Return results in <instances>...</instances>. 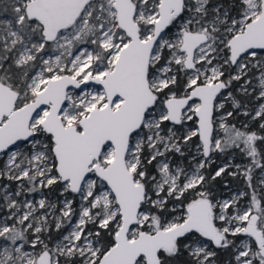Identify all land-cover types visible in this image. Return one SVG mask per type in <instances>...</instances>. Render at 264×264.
Masks as SVG:
<instances>
[{"label":"snow or ice","instance_id":"obj_1","mask_svg":"<svg viewBox=\"0 0 264 264\" xmlns=\"http://www.w3.org/2000/svg\"><path fill=\"white\" fill-rule=\"evenodd\" d=\"M50 47L57 54L46 55ZM261 52L264 0H0V177L19 182L0 195V264H217L215 249L230 250L227 264H264V192L251 176L264 169V135L228 123L233 112L215 116L222 90L243 80L245 96L258 93L243 114L264 132ZM90 81L101 89L68 91ZM193 138L204 159L174 164ZM231 148L252 160L231 173L252 189L245 206L248 193L219 200L201 171ZM25 184L80 197L78 211L63 201L56 230L78 219L53 247L41 236L56 205L17 200Z\"/></svg>","mask_w":264,"mask_h":264},{"label":"rangeland","instance_id":"obj_2","mask_svg":"<svg viewBox=\"0 0 264 264\" xmlns=\"http://www.w3.org/2000/svg\"><path fill=\"white\" fill-rule=\"evenodd\" d=\"M217 3H222V0H209L210 6H214ZM176 30L173 29L172 32L168 33V36H172L173 33ZM57 54L54 50V47H50L48 51L46 52V55L48 56H54ZM261 55L264 56V52H261ZM233 70L231 71L233 74L235 73V67L232 68ZM259 71L257 69H252L250 72V76H258ZM225 79L228 78V74L226 73ZM256 80L253 79V86H256ZM241 84H243L242 81H233L232 84L227 88V90L222 93V95L218 99V103H223L224 108L220 109L216 112V117L219 118L220 116H223L226 112H233V116L228 117L227 122L230 124L235 125L237 128H240L243 130V126L247 125L248 128L251 130L252 126H258V128L254 131L259 132V124L261 121L253 120L251 116H245L243 113L245 111H250L252 108L257 107L258 103L254 99V95H258V93L254 94L253 96H245L243 92L240 91ZM101 88L97 86H90L87 87L84 90H75V89H70L69 92L72 93V95L79 96L83 91H99ZM251 91V88L249 89ZM231 92L234 97L237 99L240 96L245 97L247 100L245 102H242V107L239 109L234 108L233 102L231 99L228 98V94ZM260 103H264V101H260ZM170 126V125H169ZM186 126H192V122H188ZM216 134L218 136L223 135V130L219 129L217 127L216 129ZM199 143V141H195L193 138L192 143L187 145V147L184 148L186 158L179 156V154L171 155L169 158L174 162V164H180L184 166L186 169H191L193 168L197 163H199L201 160H203V156L200 155L197 152L196 145ZM29 145L25 142H20L16 145V147L13 149L15 151H19L22 153H27L29 150ZM195 157V159H193ZM240 157L241 161H236V158ZM7 161V154L3 153L0 155V169L4 168V165ZM211 163H207L205 168L202 169V173L205 175L206 170L210 169L212 165H214L215 170L218 169L221 166L228 165L229 167L226 170V173L229 177L233 178V184L229 183H223L222 186H225L227 189L223 192L222 195L217 196L216 198L219 200H225V199H230L234 195H238L240 192H245L248 193L249 195H246L242 198L239 199L238 203L240 206H245L250 203L251 199V192L252 189L248 187L247 180L244 175L242 174H237V175H232L231 173L237 172L236 166H240V171L243 172L245 169L249 168L252 166V160L250 157H248L245 153H243L239 148H231L228 149L226 152L221 153V152H213L211 154ZM190 164L187 166V164ZM263 163V162H261ZM150 170H154L153 166H149ZM206 169V170H205ZM155 174V173H153ZM214 174V173H213ZM252 185L256 189V192L258 196L264 192V188L261 187L260 181L264 180V169H261L259 167H254L252 169ZM238 177L243 180V185L239 188L236 186V181L239 180ZM7 186L5 189L4 186ZM31 185L25 184V191L23 195L16 197L17 200L23 201L25 199L31 200L33 202L39 201L41 198H46L47 203L49 204H54L56 205L55 208H48L47 213H48V220H49V226L48 229L45 230V232L42 234L41 238L45 240L46 243L49 244V247H53L58 240L61 239L63 235H67L68 232L71 231L72 225H74L78 219L77 216H73L71 222L65 221L62 228L57 231L55 228V222L57 221V218L60 216V208L63 207V201L65 198L67 199H72L74 201L73 207L79 210V207L81 205V200L79 195L77 194H71V193H65L63 196L60 195L61 188L57 185L51 186V188H39L37 185V191L34 192H28L27 187H30ZM19 187V182L14 181V180H9L7 177H0V195L3 194L4 191H16ZM235 211V209H233ZM45 212L44 209H40L38 211V215H43ZM8 215V211L6 208L3 207V201L0 200V219L5 218ZM231 238V237H230ZM239 239H244L243 236L239 237ZM3 241H0V244H2ZM25 251H38L39 249H32L30 245H25L24 248ZM216 250V249H215ZM75 264H82L81 259L79 257L75 258ZM218 264V262H217Z\"/></svg>","mask_w":264,"mask_h":264},{"label":"trees","instance_id":"obj_3","mask_svg":"<svg viewBox=\"0 0 264 264\" xmlns=\"http://www.w3.org/2000/svg\"><path fill=\"white\" fill-rule=\"evenodd\" d=\"M224 2V0H222V3ZM233 69H230V71H232ZM239 100H241V102H245L247 99L243 96H240L238 98ZM195 141H198L196 138H194ZM184 158H186V156H184ZM264 163V161H261ZM187 166H189L190 164L186 163ZM150 169V168H149ZM214 167H211L208 172H206L205 176L209 178V187L211 188L213 195L215 197L222 195L223 192L227 189L225 186H222L223 183H229V184H233V178L229 177L227 175V173L222 174L221 177H217L215 180H211V175H213L214 172ZM206 170V169H205ZM152 171V173H155L154 170H150ZM240 184H243V180H241L239 182ZM241 187V186H240ZM171 207V205L169 206ZM217 252V262L218 264H227V261L231 258V252L230 250H224V249H216ZM187 256L185 255L184 257L181 258V261L186 260Z\"/></svg>","mask_w":264,"mask_h":264},{"label":"water","instance_id":"obj_4","mask_svg":"<svg viewBox=\"0 0 264 264\" xmlns=\"http://www.w3.org/2000/svg\"><path fill=\"white\" fill-rule=\"evenodd\" d=\"M90 86H97V87H100L101 88V86L100 85H98V84H96L95 82H88L86 85H82L81 86V88L80 89H76V88H74L73 86H69V89H68V91L70 90V89H75V90H79V91H81V90H84V89H86L87 87H90ZM227 89H224V90H222V93H224L225 91H226ZM222 94H220L219 96H218V99H219V97L221 96ZM218 101V100H217ZM43 107V106H42ZM18 143H20V142H17V144ZM3 153H0V155H2Z\"/></svg>","mask_w":264,"mask_h":264},{"label":"flooded vegetation","instance_id":"obj_5","mask_svg":"<svg viewBox=\"0 0 264 264\" xmlns=\"http://www.w3.org/2000/svg\"><path fill=\"white\" fill-rule=\"evenodd\" d=\"M215 116H216V113H215ZM258 128V126H252V128H251V130H256ZM258 133V135H264V132H261V131H259V132H257ZM258 143V145H260V142L258 141L257 142ZM212 154V153H211ZM236 161H241V158L240 157H237L236 158ZM212 167H214V165H212ZM215 168V167H214ZM209 170V169H208ZM208 170H206L207 172H208ZM214 171H215V169H214ZM214 173V172H213ZM238 179L239 180H237L235 183H236V186L237 187H239L240 188V186H242L243 184H240L239 182L241 181V179L238 177Z\"/></svg>","mask_w":264,"mask_h":264}]
</instances>
